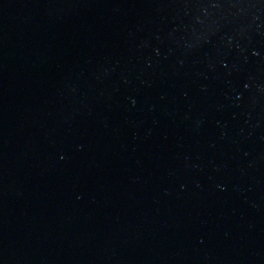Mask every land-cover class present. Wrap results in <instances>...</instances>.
Wrapping results in <instances>:
<instances>
[{
  "label": "water",
  "instance_id": "obj_1",
  "mask_svg": "<svg viewBox=\"0 0 264 264\" xmlns=\"http://www.w3.org/2000/svg\"><path fill=\"white\" fill-rule=\"evenodd\" d=\"M0 264H264V0H0Z\"/></svg>",
  "mask_w": 264,
  "mask_h": 264
}]
</instances>
